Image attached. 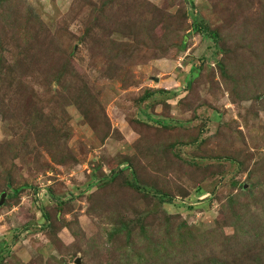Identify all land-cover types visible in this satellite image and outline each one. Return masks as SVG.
I'll list each match as a JSON object with an SVG mask.
<instances>
[{
	"label": "rangeland",
	"instance_id": "374dc122",
	"mask_svg": "<svg viewBox=\"0 0 264 264\" xmlns=\"http://www.w3.org/2000/svg\"><path fill=\"white\" fill-rule=\"evenodd\" d=\"M3 192L0 264H264V0H0Z\"/></svg>",
	"mask_w": 264,
	"mask_h": 264
},
{
	"label": "trees",
	"instance_id": "16d2710c",
	"mask_svg": "<svg viewBox=\"0 0 264 264\" xmlns=\"http://www.w3.org/2000/svg\"><path fill=\"white\" fill-rule=\"evenodd\" d=\"M197 29H198V27H197ZM203 29L204 30H207L208 28L205 27ZM209 31H210L209 33L211 34V36L213 37V39H216V33H214L212 30H209ZM166 91H167V89H163V88L157 89V92H164V93H166ZM149 96H153V92H147L141 98H143V100H145ZM130 184H131V186H136L135 183H130Z\"/></svg>",
	"mask_w": 264,
	"mask_h": 264
},
{
	"label": "water",
	"instance_id": "95a60500",
	"mask_svg": "<svg viewBox=\"0 0 264 264\" xmlns=\"http://www.w3.org/2000/svg\"><path fill=\"white\" fill-rule=\"evenodd\" d=\"M4 197H5V193H1V197H0V204L3 203L4 201ZM75 264H81V261H80V258L79 257H76L75 260H74Z\"/></svg>",
	"mask_w": 264,
	"mask_h": 264
}]
</instances>
